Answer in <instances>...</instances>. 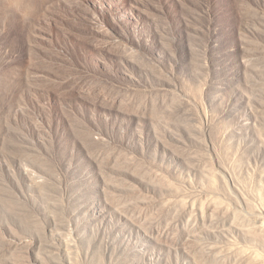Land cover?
I'll list each match as a JSON object with an SVG mask.
<instances>
[{
	"label": "rangeland",
	"instance_id": "obj_1",
	"mask_svg": "<svg viewBox=\"0 0 264 264\" xmlns=\"http://www.w3.org/2000/svg\"><path fill=\"white\" fill-rule=\"evenodd\" d=\"M0 264H264V0H0Z\"/></svg>",
	"mask_w": 264,
	"mask_h": 264
}]
</instances>
